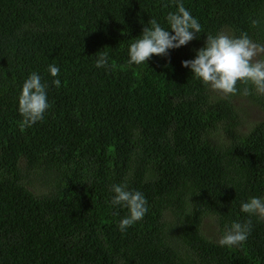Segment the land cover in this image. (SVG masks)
<instances>
[{"label": "trees", "instance_id": "trees-1", "mask_svg": "<svg viewBox=\"0 0 264 264\" xmlns=\"http://www.w3.org/2000/svg\"><path fill=\"white\" fill-rule=\"evenodd\" d=\"M182 2L203 32L136 65L130 44L152 18L168 28L177 0H0V264H264V219L240 211L264 198V94L211 91L182 65L207 34L264 44V0ZM105 51L114 70L95 66ZM32 72L50 107L21 130ZM114 184L148 202L123 233ZM249 220L242 245L219 246Z\"/></svg>", "mask_w": 264, "mask_h": 264}, {"label": "clouds", "instance_id": "clouds-1", "mask_svg": "<svg viewBox=\"0 0 264 264\" xmlns=\"http://www.w3.org/2000/svg\"><path fill=\"white\" fill-rule=\"evenodd\" d=\"M166 20L168 28L162 27L155 18L148 21L138 39L129 46V64H143L153 55L166 56L169 49L184 46L203 32L201 24L185 8L182 0H177V11L169 12ZM256 23L253 21L254 25ZM182 65L190 68L192 75L211 91L235 95L238 92L237 84L243 83L246 85L243 95L250 94L247 85H251L257 93L264 94V44L254 42L247 33L240 36H232L223 31L216 35L207 34L206 42L196 50L195 58L182 61ZM95 66L109 71L116 68L115 64L109 63L106 51L99 53ZM48 70L54 78L60 74L58 66L50 64ZM52 83L57 88L61 87L58 78L53 79ZM49 107L47 84L42 82L39 74L32 72L24 81L18 97L21 130L42 121ZM111 190L114 193L112 205L128 210V215L118 225L123 233L143 219L148 211V202L142 192L130 190L126 184H114ZM240 211L264 219V198L251 197L247 202L242 201ZM251 230V220L245 223L233 222L217 243L229 248L242 245Z\"/></svg>", "mask_w": 264, "mask_h": 264}, {"label": "rangeland", "instance_id": "rangeland-1", "mask_svg": "<svg viewBox=\"0 0 264 264\" xmlns=\"http://www.w3.org/2000/svg\"><path fill=\"white\" fill-rule=\"evenodd\" d=\"M245 104H243V107L247 110V119H257V117H255L257 115L256 109L250 106L247 102H245Z\"/></svg>", "mask_w": 264, "mask_h": 264}]
</instances>
